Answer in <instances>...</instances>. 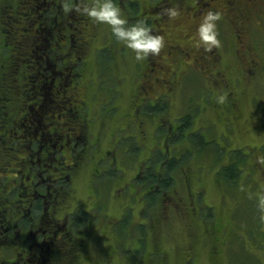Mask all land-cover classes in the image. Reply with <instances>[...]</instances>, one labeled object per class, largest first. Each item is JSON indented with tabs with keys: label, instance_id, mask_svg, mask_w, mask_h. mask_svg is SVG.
<instances>
[{
	"label": "rangeland",
	"instance_id": "rangeland-1",
	"mask_svg": "<svg viewBox=\"0 0 264 264\" xmlns=\"http://www.w3.org/2000/svg\"><path fill=\"white\" fill-rule=\"evenodd\" d=\"M129 1L120 0L126 17ZM132 1L140 14L161 2ZM176 1L184 4L164 24L159 55L137 61L109 40L105 24L90 33L76 96L86 105L81 118L94 146L60 204L59 217L81 207L72 228L79 244L65 241L62 264H264L255 197L264 191V15L256 17L264 0L215 6L224 15L217 21L221 46L210 51L194 42L209 8L197 12L195 0ZM171 43L193 53L179 69L166 55ZM148 58L165 69H148ZM235 151L243 154L242 172L224 182L217 174ZM15 157L1 154L0 168L12 170ZM167 159L176 168L161 192L155 176L165 173Z\"/></svg>",
	"mask_w": 264,
	"mask_h": 264
},
{
	"label": "trees",
	"instance_id": "trees-1",
	"mask_svg": "<svg viewBox=\"0 0 264 264\" xmlns=\"http://www.w3.org/2000/svg\"><path fill=\"white\" fill-rule=\"evenodd\" d=\"M160 1L159 4L151 7L149 14L145 12L140 14L136 8V1L130 0L128 2L130 5L127 4L130 8L124 10L128 14L129 22L135 23L139 19H144L154 32L165 36L164 24L168 16L162 14L163 10L167 7H176L180 10L179 6L184 3L176 0ZM233 1L225 0L224 3H220V0H195V7L198 9L197 12L208 8L214 11L215 6L219 11H223L228 10ZM259 1L250 0V3L258 5ZM1 2L0 155L10 152L16 156L13 169L19 178H23L26 186L31 185L29 182L33 185L41 180V176L35 172L39 169L40 156L44 157L47 159L46 167L40 169L48 170V174H43V178L59 189L63 184L70 183L76 165L82 166L83 162L91 160L90 153L94 144H90V135L86 132L85 139L80 130L81 126L86 131V124L81 118L82 109L84 110L86 105L67 90L72 89L74 83H77L78 87L79 84L82 86L83 55L90 40V33L96 32L99 23L87 19V16L75 10L69 13L64 11L63 5L66 2L77 3L78 0ZM117 2L122 7L120 0ZM185 9L190 10L191 7L187 4ZM258 15L260 18L264 15V5L256 17ZM256 17L254 16L253 19L255 20ZM109 40H115L113 35H110ZM260 44L263 43H256L258 46ZM147 60L150 64L149 58ZM186 119L187 117L180 121L184 122ZM183 122L173 128L170 136L175 133L176 128L178 130L182 128ZM80 138L85 141L77 145ZM55 145L56 147H53ZM235 153L234 159L222 166L217 174L224 182L235 181L242 172L239 163L243 154L241 151ZM67 155H69L68 159ZM165 161L161 163V165L165 163L163 164L165 173L157 172L155 176V181L160 186L158 190L161 192L169 189L172 180L171 171L176 168L173 159ZM8 169V166L1 167L0 174L7 173ZM30 175L32 178L28 181ZM62 179L67 182L64 183ZM20 183L21 180L15 188L23 192ZM44 189L39 193H45ZM19 199L18 194L16 200ZM80 208L60 216L61 218L64 216L66 223L63 230L58 232L60 240L65 241L66 235L73 233V224L76 223L73 214L78 215ZM82 211L88 215L86 210ZM125 218L127 217H122V222Z\"/></svg>",
	"mask_w": 264,
	"mask_h": 264
},
{
	"label": "flooded vegetation",
	"instance_id": "flooded-vegetation-1",
	"mask_svg": "<svg viewBox=\"0 0 264 264\" xmlns=\"http://www.w3.org/2000/svg\"><path fill=\"white\" fill-rule=\"evenodd\" d=\"M187 51L181 49L178 44H171L166 55L170 59L176 60L177 65H174L178 66L179 69L181 62L193 54L192 51ZM178 55H180L179 60ZM217 55L215 61H218ZM174 56L176 57L174 58ZM200 57L196 60H200ZM150 61L148 69L150 68L153 71L165 69L164 66L158 65L156 60L152 59ZM76 84L74 83L72 89L67 90V92L73 93L74 96L78 88ZM85 124L87 127V122ZM80 130H82V134L86 139V131L81 126ZM84 141L83 138H80L77 145L83 144ZM53 147H56V145ZM46 160L40 156L39 169L46 167ZM79 167L76 165V169ZM39 169L35 173L41 176V180L36 181L35 185L29 182L31 185L28 186L25 185L22 177L17 176L15 170L8 171V169L7 173L0 174V264H62L60 262L64 256L62 247H64L65 241H69L71 244H79L74 239L73 234L66 235L65 241L60 240L61 238L58 236V232L63 230L66 223L63 219L64 216L61 218L56 215L61 210L60 204L63 203V197L65 198L67 194L65 188L69 187V183L63 184L58 189L53 183H47L43 178V173L48 170ZM31 178L30 175L28 181ZM19 179L21 180L20 186L23 192H21V189L15 188L20 182ZM62 180L64 182V179ZM71 180L70 177L69 182ZM43 189L45 193H39V191L43 192ZM37 190L38 192H36ZM18 194L20 199L16 200ZM32 194L33 197H31ZM24 195L26 196L24 197Z\"/></svg>",
	"mask_w": 264,
	"mask_h": 264
},
{
	"label": "clouds",
	"instance_id": "clouds-1",
	"mask_svg": "<svg viewBox=\"0 0 264 264\" xmlns=\"http://www.w3.org/2000/svg\"><path fill=\"white\" fill-rule=\"evenodd\" d=\"M63 8L66 13L75 10L96 23L108 25L113 37L125 48L132 50L137 61L144 60L150 55H159L165 47L163 34L154 32L144 19L130 23L117 0H78L77 3L66 2ZM162 14L174 19L180 15V10L176 7H167ZM221 15L219 11L212 10L202 14L194 34L196 46L203 47L206 51L221 46L217 27ZM258 159L264 163V156ZM255 197L262 212L261 219H264V191H258Z\"/></svg>",
	"mask_w": 264,
	"mask_h": 264
}]
</instances>
